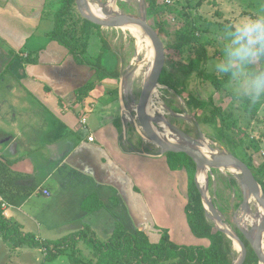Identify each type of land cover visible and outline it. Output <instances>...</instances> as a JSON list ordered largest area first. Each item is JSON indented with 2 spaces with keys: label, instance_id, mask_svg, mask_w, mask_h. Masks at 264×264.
<instances>
[{
  "label": "crops",
  "instance_id": "crops-1",
  "mask_svg": "<svg viewBox=\"0 0 264 264\" xmlns=\"http://www.w3.org/2000/svg\"><path fill=\"white\" fill-rule=\"evenodd\" d=\"M58 6L59 0H0L3 217L40 242L78 233L104 242L118 224L156 242L167 228V199H178L190 234L184 173L171 172L166 154L141 139L121 111L124 51L116 52L107 30L92 26L86 51L77 59L52 39ZM102 40L109 46L103 54ZM99 59L117 79L95 70ZM0 250V264H39L34 251L44 254L13 248L1 234Z\"/></svg>",
  "mask_w": 264,
  "mask_h": 264
},
{
  "label": "rangeland",
  "instance_id": "rangeland-1",
  "mask_svg": "<svg viewBox=\"0 0 264 264\" xmlns=\"http://www.w3.org/2000/svg\"><path fill=\"white\" fill-rule=\"evenodd\" d=\"M88 1L100 5L107 4V7H109L108 0ZM160 3L167 6V12H164L160 17V23L164 30L160 37L163 46L167 47V45L174 43L176 31H184L186 29L188 20L183 13L188 11L191 15L190 23L192 24V28L196 30L199 40L206 48L209 56L208 61L201 67L199 72H195L190 76H179L177 74L178 72L174 71V68L168 67L167 70L174 79L171 81L172 83H177L176 79L180 77L179 80L183 83L184 95H192L200 101L209 103L210 106L204 111L198 112L199 117L195 119L194 114H191L186 108L183 98L178 97L173 90L166 86L160 85L157 88V97L152 99V108L156 107L161 111L159 114H155L153 118H163V121L180 128L194 139H200L203 136L213 144V149L216 153L223 151L233 153L240 160H246L245 162H248V157H252V165L257 168L264 160V101L250 104L254 105L252 112H246V108L249 105L246 102H236L228 92L226 85L219 91L212 86L210 82L211 77L219 76L211 71L210 63L221 55L222 42L218 37L223 32L225 26L243 16L264 14V0H160ZM112 8H115L116 12L123 15L133 17L144 15L145 20L152 27L156 26L157 20L153 16L147 15L144 1L140 4L139 0H115ZM182 8H185V10H182ZM144 9L145 12L143 11ZM109 10L111 13H115V11ZM79 18L82 19L77 9L72 11L68 15L67 27H72L75 31H79V28L75 25ZM107 31L106 38L112 41L111 45L115 48L116 52L120 53L124 51V57H127L128 60L127 69L133 66L136 67L138 62H144L145 48H142L137 53L135 39L125 32H122L121 29ZM119 46H122V49L120 48V51H117L116 47L119 49ZM136 54L137 60H135ZM167 54L173 59H177L178 57V55L173 54L169 50H167ZM126 81H130V78H127ZM142 85L141 75L134 78V81H131L132 94L136 100L140 95ZM214 109H217L213 117L214 123H203L205 119L212 116ZM184 115H188L189 119L183 120L182 117ZM230 171L210 170L209 168L205 182L206 188L209 191L210 200L221 215L223 222L232 228L234 232H237L235 219L243 202V191L241 185H239L240 183L236 180L237 177ZM261 211L263 214L262 209ZM252 213H256L254 207H252ZM182 215L179 200L167 199V228L165 230H167L175 244L188 246L192 244V237L187 232ZM210 216L211 214L207 213L208 221L214 226L210 220ZM250 228L251 226L248 227V229ZM86 241H79L76 245L77 248L73 246V250L72 245L62 249L63 253L55 263L45 262L44 254L41 252L35 250L34 253H36L39 264H72L70 255L73 251L75 254L74 257L78 260L84 263L89 261L94 262L95 259L92 256V250ZM231 244L235 255L232 261V264H234L239 258L240 253L238 248L234 247L232 241ZM3 254L4 251L0 250V257ZM14 256L12 254L10 262L15 259Z\"/></svg>",
  "mask_w": 264,
  "mask_h": 264
},
{
  "label": "trees",
  "instance_id": "trees-1",
  "mask_svg": "<svg viewBox=\"0 0 264 264\" xmlns=\"http://www.w3.org/2000/svg\"><path fill=\"white\" fill-rule=\"evenodd\" d=\"M143 1L146 6L147 15H151L157 20L156 26L153 28L159 37H161L164 30L160 23V17L164 12H167V6L159 4L158 0ZM75 10L74 0H59V8L54 12V28L51 35L52 39L67 48L69 53L78 59L79 54L86 51L89 28H92L93 25L79 18L75 23L79 31H75L72 27L68 28V15ZM182 10H185V8H182ZM183 14L188 20V25L184 31L178 30L175 32L174 43L167 45V47L164 46L165 66L159 84L173 90L178 97L183 98L186 108L197 119L199 117L198 112L204 111L210 104L200 101L192 95H184L183 83L180 82V77L176 79L177 83H172L173 76L167 70L168 67H172L175 69L174 71L178 72L179 76H190L195 72H199L209 59L206 48L201 44L196 30L192 28L190 13L187 11ZM82 39L86 40L81 42ZM108 50L109 46L102 40V54ZM167 50L178 55L177 59L170 58ZM99 62L100 59L97 64L93 65L95 70L108 78H118L117 72H107ZM224 79L226 78L212 76L210 82L219 91L225 86ZM89 88L90 86H87L77 91L76 94H81ZM246 103L249 105L246 108V112H252L254 105ZM216 111L217 109H214L212 116L205 119L203 123H214L213 117ZM166 157L168 169L170 171H181L186 178L184 215L190 234L194 239L191 245L175 244L167 230H162L159 239L156 242H151L143 232L126 233L120 224L116 226L113 235L104 242L96 241L92 236L84 233L72 235L61 241L40 242L32 235L22 234L16 225L3 217L1 209L0 234L6 242L12 243L13 248L27 246L33 249H41L44 252L45 262L55 261L63 253L62 249L72 245L73 250V246L75 248L76 243L81 240H87V245L92 250V256L95 259L94 262L89 261L84 263L78 260L74 257L73 251L70 255L72 264H232L235 255L231 241L224 234L216 230L207 219L201 195L194 183L195 164L184 154L168 153ZM251 159L252 157H248V162H245L246 160L242 161L253 172L264 193V160L255 168L252 165ZM239 238L245 243L247 248V255L243 264H258V260L249 244L241 235H239Z\"/></svg>",
  "mask_w": 264,
  "mask_h": 264
},
{
  "label": "water",
  "instance_id": "water-1",
  "mask_svg": "<svg viewBox=\"0 0 264 264\" xmlns=\"http://www.w3.org/2000/svg\"><path fill=\"white\" fill-rule=\"evenodd\" d=\"M74 2L76 9L82 19L94 27L104 30H111L121 29L124 26H136L141 28L148 36L153 47V68L149 77L143 81L141 92L137 100H134L132 88L130 87L131 89H126L125 85L127 78H132L136 67L133 66L130 69H127L125 71L124 78L119 79L120 83L118 97L122 113L130 117L131 121L133 122L134 129L141 139L155 147L161 156L168 153L184 154L193 161L196 166V172L194 175L195 186L201 195V201L205 212L210 213L212 217L219 218L221 215L215 209L211 200H209L208 197L205 198L201 192L196 179L199 166H207L210 168V170H236L238 172V175L236 176L237 181L240 183L243 191V202L240 210L247 207L248 198H253L258 207L263 210L261 221L257 228L251 226V228L248 229L239 225L235 219L236 231L238 233L234 232L232 235H229L223 230L216 228L215 225L214 227L216 230L224 234L229 240L234 239L236 241L240 256L234 264H243L247 255L246 245L239 238V235H241L251 247L258 260V264H264V251L261 246V237L264 234V193L247 164L235 155L226 151L205 155L196 148L199 144V139L190 137L186 132L166 121L163 122V118L154 119L147 114L149 102L152 101L153 95L155 92H157V88L160 86L159 80L164 70L166 58L163 43L156 30L145 20L144 15L133 17L123 15L119 12L111 13L106 4L102 5L103 14L100 17L93 13L88 0H74ZM139 3L142 4L143 0H139ZM143 11L145 12V9ZM127 92H130L129 104L127 103L126 98L128 95ZM160 122L164 123V125L169 129L170 133L177 139L181 140L183 144H172L161 139L158 135L159 133H162V128L159 124Z\"/></svg>",
  "mask_w": 264,
  "mask_h": 264
},
{
  "label": "clouds",
  "instance_id": "clouds-1",
  "mask_svg": "<svg viewBox=\"0 0 264 264\" xmlns=\"http://www.w3.org/2000/svg\"><path fill=\"white\" fill-rule=\"evenodd\" d=\"M218 39L221 55L211 71L224 79L238 103L264 101V14L243 16L226 25Z\"/></svg>",
  "mask_w": 264,
  "mask_h": 264
},
{
  "label": "bare ground",
  "instance_id": "bare-ground-1",
  "mask_svg": "<svg viewBox=\"0 0 264 264\" xmlns=\"http://www.w3.org/2000/svg\"><path fill=\"white\" fill-rule=\"evenodd\" d=\"M108 1H109L108 2L109 3V7L108 8L113 10V11H115V8H112V6L114 5L115 0H108ZM90 7H91V10L93 11V13H95L97 16H100V17L102 16V14H103L102 5L96 4L95 2H91L90 3ZM124 10H127V9L125 8ZM121 31L125 32L127 35H129L133 39H135L137 53L139 51H141L142 48H145V58L143 60L144 62H142V63L138 62V64L136 65V70H135L132 78L130 79V81H125V85L127 87L126 89H128V88L131 87V81H134V78H137V77H139L141 75L142 82H143L146 78L149 77V75L151 73V70L153 68V64H154L153 47L151 45L150 39L148 38V36L145 34V32L141 28L136 27V26H124V27L121 28ZM135 60H137V54H136ZM155 97H157V92H155V94L153 95V98H155ZM160 111L161 110L159 108H156V107L152 108V101L149 102V105H148V108H147V114L149 116H151V118H153L155 116V114L156 115L159 114ZM182 119L183 120H188L189 116L188 115H184L182 117ZM163 122H165V121H163ZM160 125H161V128H162V130H161L162 133H159L158 135H159V137L161 139H163L166 142L168 141V143H172V144H183V142L181 140L177 139L176 137H174L170 133L169 129L164 125V123L160 122ZM213 147H214L213 144L209 140L205 139L202 136V137H200L199 144H198V146L196 148L199 149L203 154L208 155V154L215 153ZM208 171H209V168L207 166H202V165L199 166L196 179H197V183H198V185H199V187L201 189V192L203 193V196L205 198L208 197L209 200H210L209 191L206 188V182H205L206 181L205 180L206 179V175H207ZM230 172L234 176L238 175V172L236 170H231ZM252 207H254L256 209V213L255 214L252 213ZM262 215H263L262 211L258 207V205L255 202V200L253 198H250V199L248 198L247 207L244 208V209L242 208L239 211V213H238V215L236 217V221L243 228H248L249 226H254L255 228H257L258 224L261 221ZM210 220L212 221V223L215 225L216 228H218L220 230H223L225 233H227L229 235L234 234L233 229L228 227L223 222V219H222L221 216L219 218H214V217L210 216ZM231 241L234 244V247L238 248V245H237L236 241L234 239H231ZM261 246H262V248H264V234L261 237Z\"/></svg>",
  "mask_w": 264,
  "mask_h": 264
},
{
  "label": "built area",
  "instance_id": "built-area-1",
  "mask_svg": "<svg viewBox=\"0 0 264 264\" xmlns=\"http://www.w3.org/2000/svg\"><path fill=\"white\" fill-rule=\"evenodd\" d=\"M90 140H92V139H90ZM43 193H44V194H47V191H44Z\"/></svg>",
  "mask_w": 264,
  "mask_h": 264
},
{
  "label": "flooded vegetation",
  "instance_id": "flooded-vegetation-1",
  "mask_svg": "<svg viewBox=\"0 0 264 264\" xmlns=\"http://www.w3.org/2000/svg\"><path fill=\"white\" fill-rule=\"evenodd\" d=\"M127 88V87H126ZM133 97H135L134 95H133ZM134 100H136L135 98H134ZM130 103V102H129ZM185 132V131H184Z\"/></svg>",
  "mask_w": 264,
  "mask_h": 264
}]
</instances>
